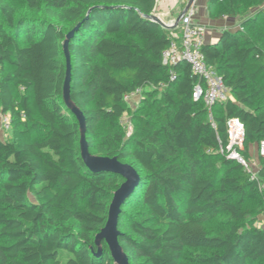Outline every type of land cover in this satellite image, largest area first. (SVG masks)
Listing matches in <instances>:
<instances>
[{"label": "trees", "instance_id": "obj_1", "mask_svg": "<svg viewBox=\"0 0 264 264\" xmlns=\"http://www.w3.org/2000/svg\"><path fill=\"white\" fill-rule=\"evenodd\" d=\"M241 1L264 5L208 0L209 16H239ZM23 3L0 0V109L12 124L8 135L0 131V264H114L108 245L98 254L95 240L125 178L87 167L78 118L63 97V43L79 22L69 45L71 97L84 112L90 152L130 163L142 177L119 219L131 263H264V226L255 224L264 186L220 153L231 117L245 124L248 158L264 137V11L203 46L232 96L214 106V127L204 101L194 98L200 78L190 63H163L181 27L145 17L157 0ZM138 88L144 112L126 138L124 96ZM260 165L264 184L262 158ZM220 214L230 225L212 233L208 224Z\"/></svg>", "mask_w": 264, "mask_h": 264}, {"label": "built area", "instance_id": "obj_2", "mask_svg": "<svg viewBox=\"0 0 264 264\" xmlns=\"http://www.w3.org/2000/svg\"><path fill=\"white\" fill-rule=\"evenodd\" d=\"M194 5L182 17L180 21L181 33L174 34V37L163 53V63L174 65L182 60L190 63L192 72L200 78V82L195 86L194 98L202 99L209 111V118L212 125L216 127L213 116V108L217 103H223L231 98V89L225 84L221 74L208 64L203 53V46L206 43V27L194 21ZM241 28V27H240ZM142 94V89L138 88L131 93H126L124 100L130 103ZM12 129L10 113L0 114V131L4 137ZM228 145L221 146L220 153L227 158L235 159L243 164L247 171L251 173V178L257 180L260 187L264 184L259 178L261 168V158L264 159V137L257 145V156L248 158L243 154L245 148L246 127L239 117H231L227 120Z\"/></svg>", "mask_w": 264, "mask_h": 264}, {"label": "water", "instance_id": "obj_3", "mask_svg": "<svg viewBox=\"0 0 264 264\" xmlns=\"http://www.w3.org/2000/svg\"><path fill=\"white\" fill-rule=\"evenodd\" d=\"M195 1L196 0L188 1L184 11L177 18L174 24H167L157 13L145 15V17L158 23L164 28L174 29L180 24L182 17L194 5ZM81 24L82 22H79L71 31L68 32L63 43V50L67 59V71L63 87V97L67 107L78 118L81 130V155L87 167L94 172H114L125 178L123 184L114 193L109 207L108 220L105 227L96 235L95 243L98 247V254L103 253V243L105 242L109 247L112 258L114 259V264H132L130 257L120 240L122 232L119 229V219L123 205L129 196L135 191L141 182L142 177L132 165L120 161L117 157L97 156L92 155L90 152L86 135L87 128L84 112L73 102L71 97L72 60L69 45Z\"/></svg>", "mask_w": 264, "mask_h": 264}, {"label": "crops", "instance_id": "obj_4", "mask_svg": "<svg viewBox=\"0 0 264 264\" xmlns=\"http://www.w3.org/2000/svg\"><path fill=\"white\" fill-rule=\"evenodd\" d=\"M189 0H157L156 12L167 24H174L184 11ZM194 20L206 27V43L215 44L226 29L237 30L241 21L237 17L226 19L211 18L208 12V0H196L194 3ZM251 157L257 156V149L251 150Z\"/></svg>", "mask_w": 264, "mask_h": 264}, {"label": "rangeland", "instance_id": "obj_5", "mask_svg": "<svg viewBox=\"0 0 264 264\" xmlns=\"http://www.w3.org/2000/svg\"><path fill=\"white\" fill-rule=\"evenodd\" d=\"M13 1L19 9H23V0H11ZM241 3L244 5V12L239 14V16H236L239 21H241L243 18L248 17V16H253L257 12L263 10L264 11V5L260 6L258 5L255 1H241ZM226 18H231V16H224L221 19H226ZM196 22V20H194ZM264 84V79L262 81ZM24 91L21 90L20 93H23ZM232 97V96H231ZM264 104V100H263ZM128 111L125 113L123 118L121 119V125L122 129L125 132L126 138L132 137L133 135V130L135 127V121H134V116L136 114H142L144 112V107L142 103V95L137 97L136 99H133L130 103H128ZM0 114H1V109H0ZM46 133L44 131H35L34 135L35 137L43 136ZM251 150H254L257 148L256 145L251 147ZM92 154V153H91ZM94 155V154H92ZM130 164V163H127ZM131 165V164H130ZM247 204H251L255 206V202L253 200H248ZM129 210V209H128ZM258 221L255 223L257 226H264V208L258 213L256 216ZM230 225L229 219L226 215L220 214L216 216L215 218L212 219V221L208 224V229L212 233H220L227 229ZM257 264H264V263H257Z\"/></svg>", "mask_w": 264, "mask_h": 264}]
</instances>
